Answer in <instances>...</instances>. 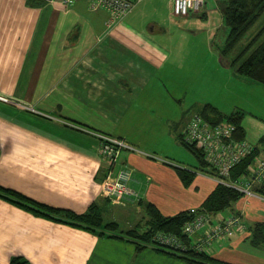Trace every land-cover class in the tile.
I'll use <instances>...</instances> for the list:
<instances>
[{
  "label": "crops",
  "instance_id": "1",
  "mask_svg": "<svg viewBox=\"0 0 264 264\" xmlns=\"http://www.w3.org/2000/svg\"><path fill=\"white\" fill-rule=\"evenodd\" d=\"M219 4L206 0L201 12L191 13H204L208 29L185 38L166 29L159 14L163 6L172 24L178 16L172 0H140L113 21L87 0L68 7L0 0V186L76 213L94 203L102 214L104 209L114 214L109 221L131 216L127 227H119L124 231L145 227L149 204L164 216L200 207L219 184L217 171L206 152L194 153L183 137L192 116L210 103L224 115L241 113L243 135L233 137L251 148L244 159L248 170L230 172L229 179L246 181L254 194L240 192L216 213L240 216L245 228L216 239L204 252L227 263L264 264V241L252 242L254 229L264 224V174L254 178L250 170L264 160V105H254L258 97L249 96L227 113L207 96L202 102L194 98L207 84L239 92L230 81L264 92L263 83L223 72L231 66L218 48L217 26L226 27ZM188 15L180 21L196 18ZM219 70L223 85L210 78ZM193 108L199 111L190 112ZM100 133L132 146L121 149L116 169L127 166L128 186L137 196L103 195L107 161ZM203 159L210 165L206 172L200 170ZM14 255L32 264H188L149 245L136 250L127 239L35 214L0 196V264Z\"/></svg>",
  "mask_w": 264,
  "mask_h": 264
},
{
  "label": "trees",
  "instance_id": "2",
  "mask_svg": "<svg viewBox=\"0 0 264 264\" xmlns=\"http://www.w3.org/2000/svg\"><path fill=\"white\" fill-rule=\"evenodd\" d=\"M37 1L42 3L41 0ZM219 3L222 20L228 28L225 39L223 42L218 43L221 56L229 60L230 66L237 74L264 84V0H219ZM262 17L263 19L257 32L243 48L238 52L232 53L235 45L241 40L251 26ZM200 114L211 123H219L223 120L233 123L236 127L233 135L236 134L238 138L242 137L243 130L240 123L242 116L240 112L224 115L215 106L206 103L200 109ZM186 145L191 148L194 153L202 154L201 150L195 146H191L188 143ZM202 162L203 167H200V170L206 172L210 165L205 162L204 159ZM246 167L247 160H242L234 169H231V173L234 176H238L240 173L248 170ZM180 172L183 173L181 170ZM0 196L3 198L6 197V199L11 202L35 214L71 223L94 232L98 231L100 235H107V237L127 239L134 243L136 250H140L147 246L148 243H150L152 233L158 229L174 232L183 240H187L186 236L181 231V227L184 221L190 217L188 210L180 211L173 216H164L157 207L153 204H149L147 207L149 219L146 221L145 227L135 226L124 231L119 230L118 223L115 221H103L101 208L94 203L89 206L86 212L76 213L72 210L52 207L37 202L3 186H0ZM240 196L241 193L239 191L219 183L216 184L215 188L209 193L200 208L205 209L209 213H217L230 207ZM101 226L110 231H99L98 228ZM115 232L118 234H115ZM262 241H264V224H259L254 229L252 242L256 245V243H261ZM155 248L157 251L164 252L165 254L178 256V258H182L188 264H232L216 259L207 254V252L197 251L191 247H188L182 254H177L163 247ZM8 264L32 263L21 255H14L11 257Z\"/></svg>",
  "mask_w": 264,
  "mask_h": 264
},
{
  "label": "built area",
  "instance_id": "3",
  "mask_svg": "<svg viewBox=\"0 0 264 264\" xmlns=\"http://www.w3.org/2000/svg\"><path fill=\"white\" fill-rule=\"evenodd\" d=\"M56 4L62 7L70 6L75 0H41ZM93 9L103 8L109 12L110 20H119L140 0H87ZM206 4V0H172V11L175 15L186 16L190 13L200 12ZM236 127L229 121H222L214 126L208 123L204 117L196 113L190 119L183 141L194 144L197 148L205 151L207 161L216 169L215 180L227 187L233 188L242 194L253 195L246 181H230V172L233 167L245 159L251 151L248 143L236 140L233 137ZM101 141L100 151L107 161V171L101 181L102 192L105 197L111 200L137 196L129 186L130 171L127 166L119 165V155L122 148L130 146L123 139L111 137L105 134H96ZM258 178L264 174V160L254 169ZM253 171V169H252ZM190 215L187 218L181 231L187 240L171 231L155 230L150 239L149 245H156L167 248L179 254L191 247L197 251H205L213 241L222 238L232 225H239L238 229H244L245 224L238 215L215 218L205 209L200 207L190 208Z\"/></svg>",
  "mask_w": 264,
  "mask_h": 264
},
{
  "label": "rangeland",
  "instance_id": "4",
  "mask_svg": "<svg viewBox=\"0 0 264 264\" xmlns=\"http://www.w3.org/2000/svg\"><path fill=\"white\" fill-rule=\"evenodd\" d=\"M201 12V11H200ZM159 14L161 16V19L162 21L165 22V25L166 26V29L168 28H173L172 29V32L174 31H177L176 34L177 35H181L184 36L185 38L186 37H191L192 35L194 36H198L200 33H201V30L204 29V30H207L208 28L207 27V24L206 23H203L204 20L201 19L202 16L204 13H200L201 15H199L198 13L197 14H189V18H191L192 16H196V18H194L193 20H197V21H193V20H188L187 22L185 21H180L183 19V17H186V16H173V18H176L175 20H173L172 24H170V14H168L165 9L163 8V6H160V10H159ZM262 18H259L252 26L251 28L245 33V35L241 38V40L235 45V47L233 48V52L232 53H235V52H238L241 48L244 47V45L251 39V37L257 32V29L259 28V25L260 23L262 22ZM199 21V22H198ZM264 22V21H263ZM180 23V24H179ZM182 26V33L180 32V27ZM204 30H203V33H204ZM227 32H228V29L226 27H222L220 28V26H217V41L219 42H223V40L225 39L226 35H227ZM226 70H231V72L233 73L234 72V69L232 67H229L225 70H223V72H226ZM233 70V71H232ZM220 70L216 73V74H212L210 73V78L211 79H216L217 82H219L221 85L224 84V81H225V74L223 73H219ZM232 73H231V76H232ZM237 73L235 72V74L233 75H236ZM239 75V74H237ZM226 77H227V73H226ZM242 84V83H241ZM229 87L236 90V91H239V92H236L234 94L228 92V93H225V89L224 87H221L218 89V87L216 86V84H207V85H203L201 86L200 88V92L196 95H194V98H196L199 102H202L204 100V97H208L209 99H211L210 101H213V102H217L218 105L224 110L226 111L227 113H230L232 110H230L229 108L231 107V104H237V101L238 102H241V103H244V102H247V98L249 96L251 97H258V99H256V101L254 100V105H258L259 103L263 104L264 105V92L261 91V88L260 87H250V86H245L244 84H242V87H240L239 85H237L235 83V81H230L229 82ZM264 88V87H263ZM242 95V99L241 101L238 100V97L239 95ZM246 100V101H245ZM237 105H240V104H237ZM233 107V106H232ZM197 109H192L190 112H198L199 110ZM248 110H245V114L247 115ZM189 112V113H190ZM222 122V121H221ZM259 163V162H258ZM258 163L257 164H254L252 165V169H253V172L255 171L254 169L258 166ZM252 169H250L252 171ZM252 172V173H253ZM228 210V209H227ZM213 217L215 218H220V216H218L215 212L214 213H210ZM113 215L114 214H111L110 212H108L106 209L103 210V214H102V218H103V221L105 222H108L109 220H113ZM129 219H131V216H118V224H119V227L120 229H124L125 227H127V222L129 221ZM239 225H232L231 227H229L228 229V232L231 233L233 230L237 229ZM99 231H110L108 230L107 228L105 227H99L98 228ZM227 233V234H229ZM115 234H118L117 232H115ZM226 234V235H227ZM151 244V242H150ZM149 245V244H148ZM153 248L155 247H160V246H156V245H149ZM156 249V248H155ZM167 249V248H165ZM169 250V249H167ZM171 251V250H169ZM174 252V251H172ZM177 253V252H175ZM179 254V253H177ZM182 254V253H181Z\"/></svg>",
  "mask_w": 264,
  "mask_h": 264
}]
</instances>
